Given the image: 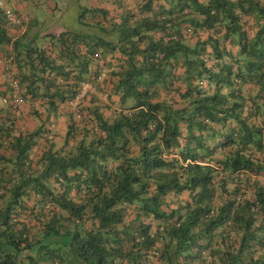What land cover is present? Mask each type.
<instances>
[{
	"label": "trees",
	"instance_id": "trees-1",
	"mask_svg": "<svg viewBox=\"0 0 264 264\" xmlns=\"http://www.w3.org/2000/svg\"><path fill=\"white\" fill-rule=\"evenodd\" d=\"M159 1L16 40L0 7V264H264V0Z\"/></svg>",
	"mask_w": 264,
	"mask_h": 264
},
{
	"label": "rangeland",
	"instance_id": "rangeland-1",
	"mask_svg": "<svg viewBox=\"0 0 264 264\" xmlns=\"http://www.w3.org/2000/svg\"><path fill=\"white\" fill-rule=\"evenodd\" d=\"M21 4H25L24 0H18ZM31 5H36L39 9L38 14V32H53L57 33L60 29L64 31H78L79 24L77 17L80 15L78 9L79 5L88 7L90 6L89 0H30ZM58 5V10L50 12L55 5ZM49 10V14H48ZM192 40V41H190ZM187 40V43L193 47L195 42L193 39ZM39 46L47 43V40L41 38L38 40ZM252 94V93H250ZM255 94V92H254ZM117 97L113 96L112 101H116ZM59 129L61 123L59 122L54 126Z\"/></svg>",
	"mask_w": 264,
	"mask_h": 264
},
{
	"label": "built area",
	"instance_id": "built-area-1",
	"mask_svg": "<svg viewBox=\"0 0 264 264\" xmlns=\"http://www.w3.org/2000/svg\"><path fill=\"white\" fill-rule=\"evenodd\" d=\"M0 7L5 11L6 19L14 27H21V19L16 15V12L9 7L4 1H0ZM8 70V81L10 90L4 95H0V107H9V109H23L29 108L32 105L31 100L23 97L21 92L20 83L15 79L13 72ZM107 79V71H104L100 77H97L92 82L82 81L79 84V91L74 96L73 99L67 101L68 105L76 106L83 99L88 98L90 95H95L98 98H103V95L100 93V88L104 87ZM49 137H51L49 135Z\"/></svg>",
	"mask_w": 264,
	"mask_h": 264
},
{
	"label": "crops",
	"instance_id": "crops-1",
	"mask_svg": "<svg viewBox=\"0 0 264 264\" xmlns=\"http://www.w3.org/2000/svg\"><path fill=\"white\" fill-rule=\"evenodd\" d=\"M2 1H4L9 7L14 9V11L17 12L24 19V23L26 24L25 28H23L20 32H15L13 30H9L10 36L13 40L20 38L25 33V31L27 30V26H29L27 24L39 23L38 22L39 9L36 7L35 4L31 5L30 0H24L23 2L25 4H21L18 0H2ZM168 1L173 2L176 0H168ZM159 2H160V4L164 5V7L169 9V4H167L164 0H160ZM89 7H91V8H95V7H102L103 8L104 7L107 10H109V9L115 10L116 8H118V6L111 4V0H91ZM48 12H49V10H48ZM50 12L52 13L53 10L50 9ZM111 14H113V12ZM60 30H62V29H60ZM30 32H32L31 36H32V34L35 35L34 27H33V29H31ZM6 64L7 63L4 61L3 55L0 53V91L5 90L4 85H6V82H7V77L4 73V69H5ZM24 110H26V109L24 108ZM57 120L59 122H62L65 120V117L63 115H60Z\"/></svg>",
	"mask_w": 264,
	"mask_h": 264
}]
</instances>
